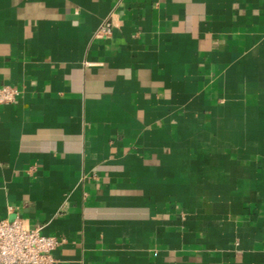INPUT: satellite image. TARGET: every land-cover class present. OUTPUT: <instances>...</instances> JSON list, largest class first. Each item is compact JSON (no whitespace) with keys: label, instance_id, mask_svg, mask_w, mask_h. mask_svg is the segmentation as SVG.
<instances>
[{"label":"crops","instance_id":"0c3cea01","mask_svg":"<svg viewBox=\"0 0 264 264\" xmlns=\"http://www.w3.org/2000/svg\"><path fill=\"white\" fill-rule=\"evenodd\" d=\"M4 85L0 218L54 264H264V0H0Z\"/></svg>","mask_w":264,"mask_h":264},{"label":"built area","instance_id":"2783aa9c","mask_svg":"<svg viewBox=\"0 0 264 264\" xmlns=\"http://www.w3.org/2000/svg\"><path fill=\"white\" fill-rule=\"evenodd\" d=\"M112 32V22L105 20L96 30L103 37ZM20 89L4 85L0 87V104L15 102ZM59 239L44 234L41 226L29 225L22 217L13 220L0 218V264H54L53 251Z\"/></svg>","mask_w":264,"mask_h":264}]
</instances>
